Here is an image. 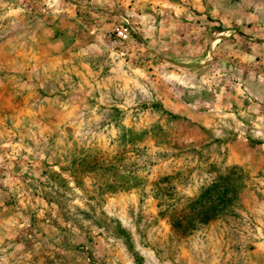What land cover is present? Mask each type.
Here are the masks:
<instances>
[{
    "label": "clouds",
    "instance_id": "obj_1",
    "mask_svg": "<svg viewBox=\"0 0 264 264\" xmlns=\"http://www.w3.org/2000/svg\"><path fill=\"white\" fill-rule=\"evenodd\" d=\"M0 264H264V0H0Z\"/></svg>",
    "mask_w": 264,
    "mask_h": 264
}]
</instances>
